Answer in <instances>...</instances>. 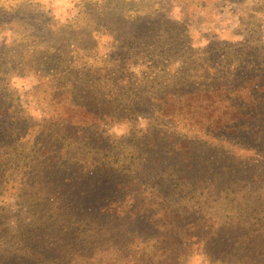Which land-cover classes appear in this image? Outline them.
Listing matches in <instances>:
<instances>
[{"label": "rangeland", "instance_id": "1", "mask_svg": "<svg viewBox=\"0 0 264 264\" xmlns=\"http://www.w3.org/2000/svg\"><path fill=\"white\" fill-rule=\"evenodd\" d=\"M155 18L174 21L185 19V41L192 52L184 54L182 65L178 61L180 58L168 43L163 46L168 57L163 55V59L157 56L159 49L149 56L148 52H145L144 46L148 47L146 42L134 44L141 54L140 57L132 59L131 63L134 65L129 68L131 75L121 91L124 96H120V102L117 100L120 108L126 111L132 108L141 112V115H137L135 111L128 112L129 114L124 116L127 119L124 120L123 115L118 117L111 114L122 121L108 119L100 124L99 133L103 136V142L97 149L114 147L115 153L121 160L126 159L127 164L133 157V143L128 141L132 142L142 136L151 127L154 128L153 135H163L166 132L167 135L170 134L168 137L173 135L182 140L185 138L193 148L197 142L205 144L203 151L206 153L208 150L207 157L210 158L212 154L214 157L223 158V185L226 182L225 177L233 178L237 185H220L215 192L209 187V197L188 199L180 205V208H183L189 204L193 218L187 219L185 216L174 222L176 235H181L175 240L180 246L177 255L179 261L176 264H216L212 263L215 259L209 260L211 256L219 259L217 264H264L262 135L258 141L255 137L247 139V144L243 136L236 134L220 133L216 134V138L207 137L199 132H192L188 125L184 126L182 123L173 124L174 128H169L167 120L155 114L151 117L150 113H146L148 107L142 109L133 106L134 101L147 95L142 93L145 88L149 90L150 95L161 93L160 90L170 85V81L173 82L169 75L179 77L182 74L191 77V81L197 79L195 82L198 84H201L205 76H208L209 80H218L246 61V54L242 56V60L240 55L235 56L240 45L257 50L255 55H249L254 60L264 56V0H0V130L1 136H4L5 128H11L10 133L13 134L11 137L9 132L5 133L3 143L6 144V149L0 148V251L3 255L4 251L29 255L31 251L26 247L28 242L37 241L36 237H39L42 240L47 238L46 242L51 243L48 241L51 238L48 237L49 232L60 227L64 229L63 233L75 231L79 238L92 235L95 226L82 219L80 212L76 211V203L79 201L69 199L68 196L49 195L44 199V196L36 195L39 191L32 185L31 180L35 174L29 177L27 173L32 171L27 166L36 164L37 156L34 152L40 146L35 142L40 141L39 138L49 135L58 139V136H62L67 130L62 129V121L68 116L72 118V122L81 119L80 113L73 111L67 100L54 96L58 93V87L55 91L52 88L58 80L72 70L69 68L93 71H108L114 68L116 62L122 61L120 47L127 30L140 21ZM150 42L158 44L157 39ZM54 58L61 59L62 64L55 67L48 62L47 69L41 66L46 60ZM130 59L126 63H130ZM164 59H168L167 65ZM164 66H167L168 71L163 70ZM209 67L213 69L209 70ZM220 83L222 88L228 84L223 81ZM153 106L159 109V103L154 102ZM4 118L7 119L6 126ZM13 118L15 121H10ZM26 133L28 135L25 140L15 144L17 139L26 136ZM107 138L109 139L106 140ZM74 139V143L68 140L59 143L58 146L61 144L63 150L57 153H69L63 160L70 156L80 158L86 155L84 147L88 143L87 137ZM124 139H128L127 145L121 144ZM90 141L94 142V139L90 138ZM190 141L196 142L191 144ZM167 144L170 146L171 143ZM69 145L71 147L66 148ZM243 146L255 147L256 151L244 150ZM103 155L106 154L95 153L90 156L99 158ZM241 163L246 173L237 177L231 176V171L227 168H236ZM64 167L70 169L75 178L81 176L78 167ZM42 172L43 176H49L48 171ZM208 181L210 184L213 180L210 178ZM29 186H33L32 189ZM221 187L223 192L219 195ZM172 206L173 211L177 210V205ZM64 214L68 217L66 222ZM99 215L101 220L105 218L103 210ZM108 215L112 216L111 213ZM152 225L149 224L148 227ZM39 226L42 227L41 230H38ZM194 229L198 232L195 238L190 239L187 235ZM218 231L223 233V237L227 233L252 236L249 241L252 242L250 248L258 247L253 253L263 256L255 257L251 261L243 257L242 260L245 261L240 262L237 261L236 253L230 256L217 255V250L210 251V245L216 244L212 235ZM200 235L202 237H199ZM233 238L234 236L231 244L234 242ZM171 243L167 242V246ZM189 243L197 244L188 245ZM151 247L150 244L148 250L153 252ZM110 251L97 255L89 263H107L108 258L112 256L110 254H113V251ZM32 261V264H35L34 260ZM65 263L66 260L62 262ZM40 264L49 263L45 261Z\"/></svg>", "mask_w": 264, "mask_h": 264}, {"label": "trees", "instance_id": "2", "mask_svg": "<svg viewBox=\"0 0 264 264\" xmlns=\"http://www.w3.org/2000/svg\"><path fill=\"white\" fill-rule=\"evenodd\" d=\"M127 31L121 41L122 61L116 62L114 68L108 71L69 68L72 70L60 78L52 88L55 91L58 87V93L54 96L67 100L72 110L80 113L81 119L72 122V118L68 116L62 121V129L67 130L62 136H58V139H53L49 135L39 138L41 140L35 142L40 146L34 152L37 156L36 164L27 166L32 171L27 175L30 177L35 174L31 180L32 185L39 191L36 195L44 196V199L49 195L68 196L69 199L79 201L76 203V211L80 212L82 219L95 226L92 235L79 238L75 231L63 233L62 227L56 228L48 234V237H51L48 241L51 243L46 242L47 238L42 240L39 237H36L37 241L28 242L26 247L31 251L29 255H22L20 252L10 254L5 251L3 255L0 251V264H32V260L35 264L45 261L49 264H62L65 260V264L81 262L92 264L89 262L94 257L110 250L113 254H110L112 256L108 258L107 263L111 264H176L179 261L177 255L180 246L175 240L181 235H176L177 228L174 222L185 216L187 219L193 218L190 205L183 208H180V205L188 199L209 197L207 192L209 187L215 192L220 185L228 183L237 185L231 177H225L226 182L223 185L222 172L225 171L223 158L214 157L212 154L210 158L207 157L208 150L206 153L203 151L205 144L197 142L193 148L185 138L182 140L173 135L168 137L170 134L167 135L166 132L163 135H153L152 127L132 142L124 139L125 141L121 143L126 145L127 141L133 143L131 146L133 157L127 164L126 159L121 160L115 153L114 147L97 149L103 142V136L99 133L101 123L108 119L120 122L122 120L117 116L123 115V118L132 111L141 115L138 110L128 108L126 111L119 107L120 96H124L121 91L128 76L131 75L129 68L134 65L131 61L141 54L134 44L146 42L148 47L144 46L145 52L150 56L159 49L157 56L163 59L165 56L168 57L163 49L168 43L180 58L178 61L182 65L184 54L192 52L185 41L187 27L183 18L179 21L159 18L140 21ZM152 39H157L158 44L151 43ZM256 52L257 50L249 46L240 45L235 56L240 55L242 60V56L246 54V61L218 80L215 78L209 80L208 76H205L201 84H198L195 82L197 79L191 81V77L182 74L179 77L169 75L173 82L170 81V85L160 90L161 93L155 92L150 95L149 90L145 88L142 93L147 95L134 101L133 106L142 109L148 107L146 113H150L151 117L155 114L167 120L169 128H172L173 124L182 123L184 126L188 125L192 132L196 134L199 132L207 137L216 138V134L220 133L236 134L243 136L245 144L247 139L251 140L253 137L258 141L260 135L264 138V56L255 60L249 56L255 55ZM128 59L130 63H126ZM164 60L167 65L168 59ZM48 62L55 67L62 64L61 59L54 58L46 60L41 66L47 69ZM163 68L168 71L167 66ZM211 68L213 69V67L208 69ZM220 81L228 84L222 88ZM154 102L159 103L158 110L154 108ZM4 119L6 126L7 119ZM126 119L124 117V120ZM13 120L15 121L14 118L10 119ZM4 131V136H1L0 130V148L6 149V144L3 143L5 133H10L11 128H5ZM27 135L28 133L26 136H20L15 144L24 141ZM76 137L78 140L87 137L88 143L84 147L86 155L80 158L70 156L63 160L62 158L69 153L58 154L57 151L63 150L61 144L58 146L59 143H64L65 140L74 143ZM90 138L94 139V142L90 141ZM167 142L171 143L170 146ZM190 142L195 144L196 141ZM69 147L71 145L66 146ZM242 149L256 151L255 147L250 146L246 148L243 146ZM209 151L211 153V150ZM54 153L56 156H53ZM95 153L106 155L99 158L90 156ZM236 162L239 163V160L236 159ZM65 165L78 167L81 176L75 178L71 170L64 167ZM242 165L243 163L236 168H227L231 171L230 175L237 177L245 174L246 169ZM41 169L48 171L49 176H43ZM210 178L213 181L209 184ZM27 182L29 185L30 180ZM33 186L29 187L32 189ZM218 192L221 195L223 188L221 187ZM172 204L177 205V210L173 211ZM101 210L105 214L102 220L99 218ZM59 216L58 214L57 217ZM64 217H66L64 222L68 221L67 214H64ZM149 224H153L152 227L149 228ZM190 225L191 223L187 228ZM41 229L39 226L38 230ZM229 231L230 229L227 232ZM196 232L198 230L194 229L187 236L193 239ZM212 236L216 244L210 245V251L217 250L219 256L236 253L237 261L240 262L245 261L242 260L243 257L251 261L255 257L263 256L253 253L258 247L250 248L252 244L249 243L252 239L250 235L227 233L223 237V233L218 231ZM233 236L234 242L231 244ZM101 237H105L104 240H99ZM167 242L172 243L167 246ZM150 244L153 252L148 250ZM230 245L232 246L229 248ZM102 248L108 250H101ZM212 259H215L212 263L217 264L219 259L211 256L209 260Z\"/></svg>", "mask_w": 264, "mask_h": 264}]
</instances>
